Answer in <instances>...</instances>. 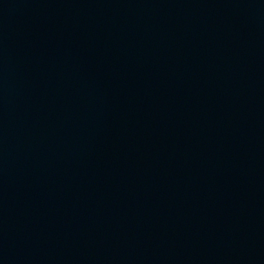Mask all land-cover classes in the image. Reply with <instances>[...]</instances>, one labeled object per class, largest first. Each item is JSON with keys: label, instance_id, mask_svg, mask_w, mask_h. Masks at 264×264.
<instances>
[{"label": "water", "instance_id": "obj_1", "mask_svg": "<svg viewBox=\"0 0 264 264\" xmlns=\"http://www.w3.org/2000/svg\"><path fill=\"white\" fill-rule=\"evenodd\" d=\"M0 264H264V0H0Z\"/></svg>", "mask_w": 264, "mask_h": 264}]
</instances>
